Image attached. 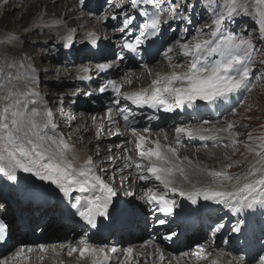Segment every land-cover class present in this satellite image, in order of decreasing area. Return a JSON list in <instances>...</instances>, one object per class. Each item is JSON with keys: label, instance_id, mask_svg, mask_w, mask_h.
<instances>
[{"label": "snow or ice", "instance_id": "1", "mask_svg": "<svg viewBox=\"0 0 264 264\" xmlns=\"http://www.w3.org/2000/svg\"><path fill=\"white\" fill-rule=\"evenodd\" d=\"M142 3L151 6L152 11L145 10L141 13L144 19L137 26L138 32L131 33L129 39L122 44L123 49L137 54L138 49H142L146 42L160 34L163 24L183 20V11L188 7L186 2L167 6L165 0H142ZM213 4L212 24L208 26L207 33L198 29L197 36L192 40L183 37L177 39L162 53L169 61L173 59V54L178 58L183 57L186 71H174L161 76L152 80L149 87L134 92H122V85L114 80H109L99 91L103 93L110 87L115 94L113 103L116 105L123 100L137 107L147 106L150 109L173 112L184 106L199 111L202 105H198L197 101L206 102L203 106H219L218 102H226L229 97L247 90L254 47L250 38L235 34L227 26L237 16L264 17V0H213ZM131 5L135 9L137 0H131ZM117 7L122 6L118 4ZM116 18L113 16V19ZM131 24L132 19L125 16L124 26L120 31L126 32ZM145 52L150 54L147 50ZM108 68L107 64L97 66L99 72H105ZM117 114L126 125L134 122L130 119L131 113L127 108L118 109ZM38 116L40 112L35 107L29 108L26 97L21 99L20 95L7 89L5 95L0 96V174L15 180L17 171L30 173L55 186L63 197L73 198V194H78L74 196L71 208L75 210V215L94 228L98 217L106 219L104 227H121L134 222L136 208L123 207L114 199L116 191L96 174L91 158L76 167L67 157V143L47 134L45 129L48 126L55 129L52 113L47 112L42 123L37 122ZM107 119L113 120L112 109L108 110ZM208 123L204 121L195 128L177 126L175 139L178 142L183 135L207 140L216 133H228L231 145L240 143L237 139L239 134L232 131L235 128L234 122H227L226 127L220 128L215 125L205 127ZM129 130L135 137L138 159L134 165L130 163L126 167L134 166L140 181L146 184L156 181L164 189L163 192H157L153 190L155 184L148 187L145 193L147 203L152 204L157 211L172 214L177 207H182L175 199L169 198V193H172L190 202V206H194L191 208L192 212L199 211L198 198L229 209L237 217L231 231L238 238H243L242 242L249 247L255 249L259 245L258 251H255L250 260L241 258V264H264V220L254 226L246 212L259 208L262 210L261 215H264V136L255 138L258 141L255 147L245 145L247 151L254 155L248 168L241 174H229L227 168L233 167L232 164L218 171H207L199 165L193 169L192 161L187 156L181 158L173 147L162 146L159 140L150 141L146 136L137 134L135 127ZM248 140H254L252 134L248 135ZM148 143L154 144V147H145ZM144 161L147 162L146 165L142 163ZM193 176H206L211 179L212 184L198 186L192 183L188 191L178 186V178L191 183ZM225 182H231V190L225 187ZM257 230L259 235H255ZM250 232L254 239L250 238ZM0 241H6V226L2 223ZM38 248L41 252L44 251V245H39ZM27 251L32 252L33 249L29 247ZM76 251L77 249H72L69 255ZM78 251L80 257L84 258L86 253L93 254L96 250L85 242V247ZM112 251L115 253L116 250ZM128 251L131 253L130 249ZM23 252L24 249H21L16 255L19 257ZM160 259H164L162 254ZM100 264L105 262L101 261Z\"/></svg>", "mask_w": 264, "mask_h": 264}, {"label": "bare ground", "instance_id": "2", "mask_svg": "<svg viewBox=\"0 0 264 264\" xmlns=\"http://www.w3.org/2000/svg\"><path fill=\"white\" fill-rule=\"evenodd\" d=\"M15 1L21 3L22 5L25 6V15L28 13L29 10H32V11L37 10V12L39 13V12L44 11V7H45V11H47V12H49V11L56 12L57 9L62 7L61 2L58 1V0H55L53 3L51 2L52 0L49 1V2L47 0H34V1L33 0H9L8 3H6L2 7H0V10H2V9L4 10V9L7 8V11L5 10L6 12H4L2 10V14L0 15V36H4V35L7 36V35H9V34L14 32V31L4 32V30H2V23L1 22L5 23L7 28H12V27H16V26L19 28V25H23L22 18L17 21V13H18L17 9L16 8L9 9V7H11V5H13ZM115 2H116V3H114L115 6H112V5H108L107 6L102 1L99 2V3H96L94 0H88L86 5H78V6L74 7V8L78 7L77 9L71 8L72 10L70 9L69 11H67V7H69V6H67L66 10H65L66 13L64 14V16H66V15L67 16H69V15L72 16L77 11H79L80 8H82V13L85 15V17H88V15L90 13H93L94 19L90 20L91 23H95V24H97V23L101 24L102 23L103 24L104 22H107L109 20V18L114 15L113 11H115V10L120 8V7H117L118 4L123 6L125 0H115ZM90 3H91V5L93 4V6L88 5ZM137 7H138L139 10H145L146 9L144 4L142 3V0H137ZM50 16L51 15H49V14L45 15V18L47 19V21L49 23L54 21L53 19H55V18H51ZM261 18H262L263 24H264V17H261ZM188 19L189 18L186 15V18L183 21L177 22V25L179 27L185 26L186 25L185 23L188 22ZM96 20H98V22ZM198 21L194 20L192 22V24H191V28L192 29L188 31V36H190V35L191 36L192 35H196L197 36V31L195 29H196V26H198L197 25ZM113 24H114L113 21L110 22L109 24L107 23V26L108 27L110 26L111 31H114V29H115ZM239 26H240V24H239ZM53 30H54V28L43 29L42 27H39V28L37 27L35 29H32L30 32L28 31L24 37L30 38L32 33H35V35H36L35 38L37 40H39L41 38L43 39V37H48V38L51 37L49 39V41H51V40H54V37H55V36L52 37L53 33H54ZM56 30H59L58 31V33H59L61 29H56ZM201 30H203L205 33H207V31H205L204 29H201ZM193 32H194V34H193ZM22 34H24V33H22ZM186 38H188V37H186ZM98 41H100L102 43L101 45L106 46V44L104 42H102L101 40H98ZM70 46H71V48L73 50H75V53H76V57L75 58H77L78 55H79V51L78 50L80 49V44H75V45L72 44ZM54 47L56 49H59V46H55L54 45ZM13 50H14V48L12 49L10 47V45H7L6 43H4L3 41L0 40V65H3V67H0V77L4 76L5 70L7 68L5 65L9 61V57L6 54L7 53L8 54L9 53L13 54ZM30 51H31L30 47L28 48L27 46H25L19 52V55H20V53H22V54L25 53L26 55L32 56L30 58V60L21 62V60H19L20 56H16L15 60L17 61V63L20 64V68H25L28 73H33L34 75L37 76L38 72H36L35 70L36 69L40 70L43 66L46 65L45 63H42V60H44L45 57L44 56L41 57V56H38V54H33V53H32V55H30V53L32 52V51L31 52ZM173 55H175V54H173ZM59 58H60V56H59ZM75 58L68 59L67 60L68 64H66V65H69L70 62L74 61ZM47 59L50 62V64H48V66H47V67L50 68L48 70L49 73H50L49 75L52 76V77L54 76V79L47 78V77H45L43 75L41 80L45 81L46 82L45 84L47 85V87H49L52 90V92H50V94H49L51 99H57L56 97H59L60 93H65L59 99H64L66 102H68L69 98L67 97V93L66 92L71 89L72 85L68 81H67L68 83H66L65 77H72L76 72L75 71H71L69 68H68L69 70H65L64 68H67L66 65H61L60 68L56 70L52 63H54L55 65H59L57 63L58 61L56 59H54V58H52V59L47 58ZM173 59H174L175 63L179 67H182V68L186 67L184 59L182 57L178 58L177 56H175ZM157 66L158 67H164V68L167 67V65H166V63L164 61H158ZM17 67L18 66H15L13 69H18ZM153 67L155 68L156 66H153ZM48 71H45V73L48 72ZM120 71H122V70H120ZM123 71H125V70L123 69ZM39 72H41V71H39ZM138 74L141 75L142 73L138 71ZM14 85H15V87L17 86V87H19L21 89H23V88L26 89L27 88V85L20 84V83H15ZM80 86L83 87V84H81ZM79 90H81V89H79ZM30 97H34V94H30ZM81 98H85V99L82 100L80 98H76L75 97V102L72 104L73 107L71 109V112L69 114H67L65 116V119H64V121H66L67 124H64L62 120H59L60 123H62L63 126L61 127L60 132L58 134H54L53 136H55L57 138H65V137L68 136L71 139L72 146L74 145V149L76 151H78V153H88L87 151H89V154H90L94 150V146H95L94 144H89L88 146H86L87 150L85 148L82 149V147L85 144L84 139H86V136L87 135H88V137L92 136L91 129H88V131L83 134L82 130L79 127L81 126L80 123H82L83 125L90 124L91 121H90L89 117H87V115L94 114V112H90L91 108L88 105H85L84 107L80 108V109H83L82 111H84L85 115L84 116H80V117H76L75 116V113H76L75 107L78 105V103H86V101H85V100H87L86 97H84V95H83V97H81ZM244 100H245V98H244ZM78 111H80V110H78ZM107 111H108L107 109L99 110L97 113H103V112H107ZM72 116H73V118H71ZM207 118H209V117H205V116L201 115L199 117H196L194 122L188 123L187 125H177V126H182V127H186V128H195V126H197L198 124H202ZM224 118L227 121L226 122L223 121V125L222 126H218L217 125V128L226 127L227 122H234L235 123V128H239V127L243 126V124H244V120L239 118V117L230 118V116L226 115ZM175 122L178 123V124H182V123H179L178 121H175ZM151 126L154 127L153 123L151 124ZM175 126H172L171 122L164 121L163 122V127L161 128V130H156V132L160 133L161 131H164L166 133L165 137L168 136V139L165 138V140H168V143H170L172 145L175 144V145L181 146L180 154L187 153L188 150L192 149L193 143H191L192 141L190 139H187V137H185L183 135H181L179 141L177 142V140L175 139L176 134H174L175 133V130H174ZM74 127H77V129H74ZM72 129H73V131L71 132ZM102 130L104 131V133H106V135H108V133L109 134L112 133V129L109 128V127L103 126ZM142 131H143L142 129H139L140 133H142ZM232 131H234V132H236V133H238L240 135V133H239V131L237 129L232 130ZM144 136H146L147 138L150 137L149 134L148 135H144ZM212 138H216V143L215 144L213 143L214 144L213 147H215V148H212V147L211 148L213 150L215 149L216 151H218V153L220 151L225 152V150L229 149L230 153H228V154L226 153V154L228 156H230V154L234 153L236 149H240V147L238 148V146H236V145L233 146V145H231L230 143H228L226 141V139L228 138V133H218V135L216 137H212ZM238 139H240V138L238 137ZM221 141H222L224 147L220 145ZM97 145L100 148H104L105 147V144L103 142L100 143V144H97ZM225 145H228V146L226 147ZM145 147H147V145H145ZM149 147H154V144L151 143V145H149ZM182 147H184V151L182 150ZM125 149H127V155L131 159L132 158V152H134L135 150H134V147L132 146V144H130V142L128 141V139L126 141ZM195 150L197 152L196 153L197 161H199L200 159L204 160V161L205 160H207V161L209 160L210 163H211V161L213 159H215V158H213L212 155L211 156H207V157L202 155L200 153V150H204V147H202V146L201 147L200 146L196 147ZM119 152H121V151H113V152H111V156L113 157L111 162H107V160L104 158V156L106 154H108L109 152H103L102 151V152L99 153V155L94 159V160L100 159L99 161L102 160V165L100 166V168L104 169V171H103V174H101L99 176L101 177V179H103L109 185L112 184L111 180H113L112 187L117 192V195H119L118 193L120 192V190L118 188V184L121 185L123 183L122 189H125V187L132 186L131 182L133 180L134 181V187L135 186L136 187H135V190L134 189H132V190L136 191L138 196H143L142 193L144 192V190H143L144 184L138 182L140 180L138 179V177L137 178L135 177L137 175V170L135 169L134 166L133 167H129V168H131V170L130 169L127 170V167L124 168V165H125L124 163L127 162V165L130 164V163L124 159V153L117 154ZM218 157H220V156H218ZM232 159L236 160L237 158H232ZM197 161H195V162H197ZM225 162L226 161L224 160L223 163L221 164V166L223 168H224L223 165L225 164ZM184 163L187 164L186 162H184ZM133 165H134V163H133ZM196 166H197V164L192 163V168L193 169H195ZM109 167L112 168V171H113V173H111L110 176H108V172L110 170V169H108ZM214 168H215V166H214ZM116 170L117 171L120 170V173L119 174H115L114 171H116ZM230 173H232V171ZM198 178H207V177L206 176H200V177L193 176L191 178V183L184 182L183 180H180L178 178V186L179 187L186 186V187H190L191 188L192 183H195L197 181L196 179H198ZM6 179H7V176L5 174H0V187L2 186L3 182ZM205 180H207V179H205ZM25 183H26L25 180L24 181H18V180L11 181L9 183L8 190H9L10 193H15V189L16 188L21 189ZM126 185H128V186H126ZM0 196H1V194H0ZM119 196L122 197V195H119ZM0 200H2L1 197H0ZM2 202H3V200H2ZM5 209H6V207H5ZM258 210H259V208L254 209V212H253L254 216L257 214ZM246 212H248V210H246ZM136 213H137V210H136ZM142 215L144 216V219H142ZM142 215L139 216L137 214L136 217H135L134 222L130 223L131 229H132L131 231L136 232V234H134V233L132 234V239H134L135 242H137L138 244L134 245V247H132V248L127 247L126 250H123V251L120 252L122 254L128 255V257H129L125 264H130V260H132L134 263L135 262L142 263L145 260V255L147 253V250H146V248L145 249H140V246L142 245L144 240H147V238H145V236L149 234L148 231H149L150 221L146 219V216L144 214H142ZM247 215L249 216V212L247 213ZM263 218L264 217H262L261 220H263ZM33 222H34V229L37 231L34 234V238L36 239V241L43 242V241H47L51 237L56 238V236H58L56 231L53 229L54 227L52 225H51V229H53V232L51 234L48 233V231L50 229L49 221H46L45 219H43L42 221L34 220ZM11 231H12L11 236H12V239L14 240L15 237L19 233L13 227H12ZM40 231H41V234L39 235L38 232H40ZM225 231L228 232L229 229L226 228ZM255 235H259L258 231L255 232ZM249 236H250V238L254 239V236H253V234L251 232L249 233ZM105 239H108V237H105ZM115 240H116L117 244L123 243V236H120V234H116ZM242 240H243V238H242ZM150 242L152 244H154V246L157 248V246H156L157 243L156 242L155 243H153L152 241H150ZM208 244H209L208 246H210L211 241H209ZM231 244H233V242H231ZM87 245H89L93 249L96 248L95 246H92L90 244H87ZM83 247H85V244L82 247H80V248H83ZM129 249L131 250V253H129V251H128ZM184 250H187V248H184ZM198 250H200V249H198ZM203 250H204V252H203L204 254H208V253L211 252V250L207 249V248H205ZM193 253L194 254H198V251H195ZM15 257L16 256H11L12 260L7 261V264H19L20 261L18 259H15ZM73 260H75V261L74 262L72 260L71 261H66L64 264H100L101 261H104L105 264H106V262H107L105 257H103V255L100 254L97 250L93 254H87L86 253L84 258H81L80 254H79V251H77V254L75 255V258ZM201 261L202 260H199L196 264H213V262L207 263L208 260L203 261V263H199ZM164 264H186V261H183V260L179 261V260L175 259V261H172V260L164 261Z\"/></svg>", "mask_w": 264, "mask_h": 264}, {"label": "rangeland", "instance_id": "3", "mask_svg": "<svg viewBox=\"0 0 264 264\" xmlns=\"http://www.w3.org/2000/svg\"><path fill=\"white\" fill-rule=\"evenodd\" d=\"M34 1V0H33ZM48 2L51 1V0H47ZM55 1V0H53ZM59 1V0H58ZM96 3H99V2H103L104 4H106L107 6L108 5H112V6H115L114 3L115 0H94ZM52 2V1H51ZM61 2V5L62 7L57 9L56 12L54 11H45V7H44V12L46 14H49L51 15L50 17L51 18H61L63 13L62 11L66 10V7H67V11H69L71 8L73 9H77L78 7L74 8L75 6H78V5H86L88 0H64V1H60ZM190 2V1H189ZM53 3V2H52ZM64 3V4H63ZM165 4L167 6H172V4H170L168 2V0H165ZM183 4V3H182ZM88 5H91L88 4ZM99 5V4H98ZM93 6V4L91 5ZM206 6H207V10H206ZM211 7H214V4L211 2V0H199L197 3L194 4V2L191 0V4L190 6H188L186 9H184V12H183V15L184 17L187 15L188 18L191 17L192 15V8H194V14H195V17H194V20H199L197 25L198 26H201L204 22L208 21L210 18H211ZM11 8H16L18 13H17V21L19 19L22 18L23 20V25H24V21H25V18L27 16L28 13H33L34 11H37V10H29L28 13L25 15L24 11H25V6L22 5L21 3L15 1L13 5H11V7H9V9ZM69 8V9H68ZM3 10V9H2ZM7 11V8L4 9L3 11L6 12ZM72 10V9H71ZM24 13V14H23ZM188 13V14H187ZM2 14V12H0V15ZM23 14V15H22ZM79 14H83L82 13V8L79 9V11H77L74 15H72L71 17H77ZM22 15V16H21ZM21 16V17H20ZM58 18V19H59ZM56 19V20H58ZM247 19V20H246ZM259 19V20H258ZM60 20V19H59ZM190 19H188L189 21ZM193 20V21H194ZM98 22V20H96ZM95 21V22H96ZM179 21H183V20H179L177 19L176 20V23L175 25H173L171 27V29L173 30H170L171 32H174V35L172 37V40H176L177 37H179L180 35H184V33L181 32V27H179L177 25V22ZM2 23V30H4V32H8V31H14L13 34L7 36V37H3V36H0V40L3 41L4 43H6L7 45H10V47L14 50H13V54L11 53H7L6 55L9 57V61L7 62V64L5 65L7 69H10V68H14L15 66H18V70L19 71H23V72H27L25 68H20V64L17 63V61L15 60V57L16 56H20L19 60H21V62H24V61H27V60H30V58L32 56H29V55H26L24 53V55H19V52L18 51L21 47H25L27 46L28 48L30 47L31 49V53L30 55L33 54H38V56H44V60H42V63H45L46 65L43 66L40 70L39 69H36L35 71L38 72V76L40 75V77H42L43 75L47 78H51V79H54V76H50L49 74V67L48 64H50L49 60L47 58H54L56 59L58 62V64L61 66V65H66L68 64V61L67 59H70V58H75L76 55H75V52L73 49H71L74 54L72 55H66L64 53V49H63V46L65 45V43H62L59 45V51L62 52V54L60 53V58L58 55H54L53 52L51 51L53 46H54V41H55V38L54 40H51L49 41V39L51 38H48V37H43V39H39L37 40L35 38V33H32L31 37L30 38H26V37H21L19 34L21 33L20 29L23 28V25H19V28L16 26V27H12V28H7L6 27V24L1 22ZM54 23H57V21H55ZM60 23V22H59ZM186 24V23H185ZM184 24V25H185ZM240 24V26H239ZM188 25V24H187ZM260 25V26H259ZM264 24H263V20L261 17H258L257 15H243V16H237L233 21L229 22L228 23V30H231L233 31L235 34H240V35H244L245 37H248L251 39L252 41V44H253V47H254V50L252 52V63L250 65V70H251V74H250V77H249V80H250V83H249V87L247 90H242L240 93H238L240 96H241V100L239 102V104L232 108L231 110H229L227 112V114L225 115H221L219 116L216 120H214L213 123H211L210 126H213L215 125L217 127L218 126H222L223 125V121H227L224 117L227 115V116H230V118H234V117H239L241 119L244 120V124L243 126L239 127V128H235L239 131L240 135L237 136V139L238 137L243 140L242 142H240L239 144H237L236 146H238V148L240 147V149H236L234 153L230 154V156H228L227 154L230 153L229 149L225 150V152L223 151H220L218 153V151H216L215 149L213 150L212 148H215L213 147V145L216 143V138H212V137H216L218 135V133H216L214 136L210 137V142H195V145L193 144V147L192 149L188 150L187 153H183V154H180V149H181V146H178V145H172V144H167L171 147H173L178 155L183 158L184 156H187L189 158V160L192 161V163H195L197 165H199L200 168L202 169H205L207 171H213V170H223L225 169L226 165H229V164H232L234 165L233 167H230V168H227V172L230 174V172L232 171V173H235V172H239L240 170H246L248 167V163L250 162V160L252 159L253 157V154L249 153L247 151V148H246V144L252 146V147H255V143H258V141L255 140L256 137H260V136H264ZM18 28V29H17ZM37 28V27H36ZM39 28V27H38ZM32 29H35V28H31L30 31ZM45 29V28H43ZM17 31V32H16ZM29 31V32H30ZM58 31L59 30H56L54 29L53 30V36H56L58 34ZM170 34V32H169ZM194 34V32H193ZM6 36V35H4ZM25 36V35H24ZM170 36V35H169ZM191 36V35H190ZM188 36V38H186L187 40H189L190 38L193 39L194 36L192 35L191 37ZM113 38L115 36H112ZM190 37V38H189ZM21 38V39H19ZM42 40V41H41ZM68 45H70L69 43H66ZM261 44V45H260ZM46 45V46H45ZM75 45V44H74ZM33 49V50H32ZM263 49V50H262ZM57 50V51H58ZM34 51V52H33ZM43 53V54H42ZM22 54V53H20ZM52 57V58H51ZM80 57L81 55H79L77 58H75V60L70 63L69 65H66L67 68H64L65 70H69V69H72V70H75L76 67H75V64L80 60ZM183 58V57H182ZM184 59V58H183ZM67 61V62H66ZM66 62V63H65ZM9 63V64H8ZM53 66L55 67V69H59V65H55L54 63H52ZM9 65V66H8ZM155 66V65H153ZM0 67H3V65H0ZM69 68V69H68ZM71 70V71H72ZM41 71V72H39ZM45 71H48L45 73ZM134 72H137L134 71ZM141 72V71H139ZM28 73V72H27ZM43 73V74H42ZM66 79V83L68 82H71L72 81V77H65ZM5 80H7L5 78V76H2L0 77V88H2ZM68 81V82H67ZM44 82V81H43ZM45 83V82H44ZM43 85V84H41ZM15 86V85H14ZM22 86V85H21ZM16 88L20 91H23V89L19 88L16 86ZM71 90V89H70ZM67 93V97L69 98V90L66 92ZM65 93H60L59 94V97H56V98H60L61 96H63ZM245 98V100H244ZM70 101H75V99H70ZM255 105V106H254ZM255 108V109H254ZM37 109V108H36ZM27 110V109H25ZM37 111L39 112L40 110L37 109ZM40 115H42L40 113ZM76 116V115H75ZM77 117V116H76ZM73 118V116L71 117ZM37 120L39 122H43V118H41V116L38 118L37 117ZM206 121V120H205ZM208 121V120H207ZM210 123V121H208ZM220 122V123H219ZM189 122L187 121L186 123H183L182 125H187ZM222 123V124H221ZM82 125V123H80ZM203 124V123H202ZM201 124H198V126H200ZM177 126V125H176ZM175 126V127H176ZM208 124L205 125V127H210ZM175 127H174V130H175ZM74 129H77V127H74ZM233 129V130H235ZM73 131V129L71 130V132ZM249 134H252L254 140L253 141H249L248 140V135ZM48 135L49 136H53L54 133L51 132V131H48ZM159 135V136H158ZM160 137L162 139H165V136H164V132L161 131L160 133H155L154 134V137L152 138L151 136L148 137V139L150 141H157L159 140L160 142ZM168 139V136H166ZM132 138L133 137H130L128 139V141L130 142V144L133 143L132 141ZM191 140V139H190ZM239 140V139H238ZM226 141L228 143H230V137L228 135V138L226 139ZM70 138H67L66 139V142L68 146L70 147H73L72 144L70 143ZM244 142V143H243ZM214 143V144H213ZM149 144L151 143H148L146 144L147 147H149ZM200 144H203L204 146V150H200V153L202 155H204L205 157L207 156H213V159L210 163V161L208 160H199L197 161V158H196V150L195 148L196 147H201ZM231 144V143H230ZM164 145V143H163ZM162 145V146H163ZM220 145L223 146V143L222 141L220 142ZM133 146V145H132ZM196 146V147H195ZM180 147V148H179ZM212 147V148H211ZM224 147V146H223ZM86 149V144L85 146L82 147V149ZM206 149V150H205ZM211 149V150H210ZM87 150V149H86ZM182 150L184 151V147H182ZM195 150V151H194ZM94 151V150H93ZM125 151V149L123 150ZM222 152V153H221ZM248 152V153H247ZM190 153V154H189ZM209 153V154H208ZM227 153V154H226ZM214 154V155H213ZM220 154V155H219ZM252 155V156H251ZM220 156V157H218ZM226 157V158H225ZM230 157V158H229ZM220 158V159H219ZM223 158V159H222ZM232 158H237L236 160L232 159ZM226 161L225 164L223 165L224 168L221 166V164L223 163V161ZM194 161V162H193ZM197 161V162H195ZM228 161V162H227ZM186 162V161H185ZM205 162V163H204ZM209 162V163H208ZM187 163V162H186ZM124 168L126 167L127 165V162L124 163ZM215 166V168H214ZM218 168V169H217ZM222 168V169H221ZM115 172H119L120 173V170H116ZM25 174H30V173H22L21 175V178L20 179H23L25 180L26 179V175ZM181 180V179H180ZM197 180V179H196ZM193 181V180H192ZM122 182V181H121ZM131 185L132 186H129V187H125V189H122V186H123V183L120 185L118 184V188L120 190V192L118 193L119 195H128L130 190L134 187V181L132 180L131 182ZM117 186V185H116ZM128 186V185H126ZM122 189V190H121ZM136 193V192H135ZM137 194V193H136ZM140 200H142V198H140ZM31 214V213H30ZM34 216L36 214H33ZM134 234H136V232H134ZM66 237H67V234H66ZM131 241H135V240H131Z\"/></svg>", "mask_w": 264, "mask_h": 264}, {"label": "trees", "instance_id": "4", "mask_svg": "<svg viewBox=\"0 0 264 264\" xmlns=\"http://www.w3.org/2000/svg\"><path fill=\"white\" fill-rule=\"evenodd\" d=\"M211 2H213V0Z\"/></svg>", "mask_w": 264, "mask_h": 264}, {"label": "clouds", "instance_id": "5", "mask_svg": "<svg viewBox=\"0 0 264 264\" xmlns=\"http://www.w3.org/2000/svg\"><path fill=\"white\" fill-rule=\"evenodd\" d=\"M1 7V6H0ZM25 12V11H24Z\"/></svg>", "mask_w": 264, "mask_h": 264}]
</instances>
